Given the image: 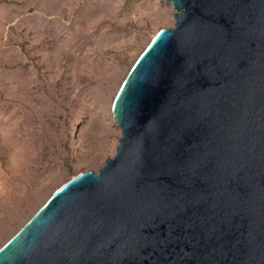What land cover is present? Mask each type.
<instances>
[{"label":"water","instance_id":"water-1","mask_svg":"<svg viewBox=\"0 0 264 264\" xmlns=\"http://www.w3.org/2000/svg\"><path fill=\"white\" fill-rule=\"evenodd\" d=\"M113 105L115 155L79 173L0 264H264V0H168Z\"/></svg>","mask_w":264,"mask_h":264},{"label":"rangeland","instance_id":"rangeland-1","mask_svg":"<svg viewBox=\"0 0 264 264\" xmlns=\"http://www.w3.org/2000/svg\"><path fill=\"white\" fill-rule=\"evenodd\" d=\"M175 13L168 0H0V248L115 155L116 97Z\"/></svg>","mask_w":264,"mask_h":264},{"label":"bare ground","instance_id":"bare-ground-1","mask_svg":"<svg viewBox=\"0 0 264 264\" xmlns=\"http://www.w3.org/2000/svg\"><path fill=\"white\" fill-rule=\"evenodd\" d=\"M154 37H155V36H154ZM152 40H153V39H152ZM151 42H152V41H151ZM151 42H150V43H151ZM150 43H149V45H150ZM149 45H148V46H149ZM148 46H147V47H148Z\"/></svg>","mask_w":264,"mask_h":264}]
</instances>
